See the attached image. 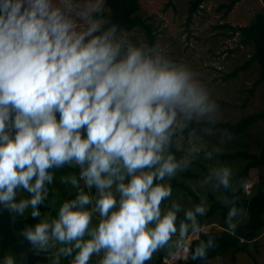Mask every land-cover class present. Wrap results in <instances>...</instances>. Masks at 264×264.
<instances>
[{
	"label": "clouds",
	"instance_id": "1",
	"mask_svg": "<svg viewBox=\"0 0 264 264\" xmlns=\"http://www.w3.org/2000/svg\"><path fill=\"white\" fill-rule=\"evenodd\" d=\"M104 4L0 0V207L40 216L49 169L74 163L85 187L97 190L94 206L85 209L92 197L78 191L55 218L21 232L37 251L55 248L51 264L61 257L88 264L101 250L98 264H145L170 242L173 255L204 259L213 238L193 240L204 231L197 216L207 206L185 208L178 220L181 205L162 209L161 202L173 191L165 177L191 163L169 150L173 138L190 124V139L212 135L218 105L188 64L124 39L103 16ZM212 155L204 151L206 159ZM231 177L229 167L213 168L203 183L229 189ZM69 182L78 184L75 176ZM21 189L30 195L17 200ZM226 203L225 224L233 230L239 210L234 199ZM93 212L100 219L90 227ZM0 264L15 260L6 255Z\"/></svg>",
	"mask_w": 264,
	"mask_h": 264
},
{
	"label": "rangeland",
	"instance_id": "2",
	"mask_svg": "<svg viewBox=\"0 0 264 264\" xmlns=\"http://www.w3.org/2000/svg\"><path fill=\"white\" fill-rule=\"evenodd\" d=\"M191 0H140L141 15L147 20L153 28L156 41L155 47L158 48L166 56L188 64L194 71L198 73L199 78L208 87L211 97L218 105L215 122H235L241 117L262 110L264 107V88L259 86L254 93H251L253 84L258 77V67L253 64L246 71L241 72L236 78H229L232 72L242 66L251 56V50L239 44L238 35L231 36L230 27L247 26L252 21L254 15L264 11V0H242L237 3L234 9L225 15L223 5H228L230 0H206L202 8L189 19V4ZM106 6L104 4V9ZM124 39L133 44L146 43V37L142 30L136 29L130 33L123 34ZM261 126H256L251 129V134L254 137L248 143H252L260 134ZM228 139V142L225 140ZM238 139L230 134L221 131L219 128L213 131V134L207 137L197 139L189 136H180L178 145L185 151L183 159L191 161L190 165L178 170L177 173L169 180L165 177L171 186L173 180L185 182L188 184L207 204L208 191L215 192L213 183L204 184L201 179H184L182 174L185 172H193L199 174H207L213 168L227 166L233 171V168L214 158L204 157V151L227 152L238 148ZM193 147H201L202 151L197 154L190 151ZM196 163H200L199 167ZM71 168L64 167V173L74 176L72 167L74 163L68 164ZM53 173V181L57 180L54 176L56 168L49 169ZM259 170H251L249 175L248 187L245 192L248 194L251 185L258 179ZM163 181V182H165ZM80 186L85 187L83 180L79 181ZM86 188V193L92 197V202L89 205H84L85 209H91L94 206L97 190L95 186L91 189ZM172 196L168 198L171 202L179 203L181 211L185 208H191L194 203L191 199L183 196L181 191L172 186ZM65 190V189H64ZM114 195L115 185H113ZM61 199L64 200L69 193H59ZM221 196V193H214ZM28 194L24 190H18L16 199L28 198ZM162 209H166L161 202ZM56 210V209H55ZM58 210V209H57ZM111 211V210H110ZM93 218L90 222V227H95L100 217L98 212H93ZM51 219L50 217H46ZM217 226L209 225L204 228L203 232H208ZM200 234V233H199ZM197 234V238L199 237ZM89 237L85 235L84 239ZM178 236L173 237V241ZM60 245H56L59 247ZM174 247L173 242L166 245L164 248L165 258L164 264H182V261L188 258L182 255L168 256L170 250ZM171 248V249H170ZM159 249L153 254L150 261L146 264H155ZM176 251V250H175ZM253 256L244 253L232 254L228 253L218 256L210 261L209 264H264V228L262 229L257 245L251 247ZM48 256L53 258L55 248H50L45 251ZM6 255H0L2 259ZM103 256V250L100 253L90 256L88 264H98V261ZM71 257H61L59 264H69Z\"/></svg>",
	"mask_w": 264,
	"mask_h": 264
},
{
	"label": "trees",
	"instance_id": "3",
	"mask_svg": "<svg viewBox=\"0 0 264 264\" xmlns=\"http://www.w3.org/2000/svg\"><path fill=\"white\" fill-rule=\"evenodd\" d=\"M241 1L230 0L228 5H223L225 15L230 13L235 5ZM205 2L206 0H191L188 18L191 19ZM105 6L106 10H103V16L109 23L117 24L119 26L118 31L122 29L123 34H125L136 29L142 30L146 37L147 46H155L156 37L152 26L141 15L140 0H105ZM229 29L232 32L231 36L238 35L240 45L251 50L250 58L242 66L237 67L229 78H236L241 72L248 71L255 64L258 67V77L251 90L253 94L259 86L264 88V11L256 13L249 25L229 26ZM256 126H261L259 137L254 139L252 143H248L254 138L251 129ZM194 127L196 125L190 124L186 126V129L190 130ZM213 128L214 131L220 128L221 131L238 139L236 142L238 148L227 152L217 151L213 153L215 159L230 165L235 171L232 173L229 189L214 187L215 192L211 190L207 192V204L188 184L173 180L172 186L181 191L183 196L191 199L194 204L203 202L207 206L206 213L203 216H197L198 223L202 224L204 228L209 225L217 226L208 232H201L199 237L193 240L194 246L201 239L206 240L209 236L213 238L214 247L208 250L207 256L197 260L188 258L182 261V264H209L212 259L228 253L233 255L244 253L253 256L251 247L257 245V239L264 228V107L262 110L243 116L235 122L214 123ZM187 130L180 136H187ZM180 136L173 138V145L169 149L178 160L183 159L185 155V151L178 145ZM225 142H228V139ZM196 164L203 168L200 163ZM64 167L71 168L65 164L56 169L54 176L57 180L54 181L53 185L52 183L46 184L47 198L43 203L37 205L40 216L31 217L30 208L26 209L24 214L17 215L4 207H0V255H11L15 264H51V258L48 254L45 251L34 249L24 239L21 232L27 227L34 226L41 219L55 218L57 209L63 202L75 199L78 191H86L85 187L79 184L73 186L69 182V178L73 175L64 173ZM72 170L77 181H81L79 178L80 167L75 165ZM251 170H259L260 174L247 194L244 184H248ZM206 176L207 174L190 171L182 174V178L187 180H204ZM157 182L154 180V183ZM159 182L162 183L163 181ZM59 193H69V195L62 200ZM214 193H221V196ZM233 199L239 211L238 215L233 218V222L236 224L235 229L229 230L225 224V216L232 204L226 203V201ZM162 203L165 208L171 207V202L168 199L163 200ZM183 218V212L178 213V220ZM185 222L187 223V221ZM175 250L173 247L168 256L171 257ZM165 256L164 248H160L155 264H164ZM66 258L68 259V257Z\"/></svg>",
	"mask_w": 264,
	"mask_h": 264
}]
</instances>
